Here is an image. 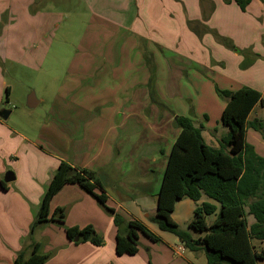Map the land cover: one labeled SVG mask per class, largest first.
Instances as JSON below:
<instances>
[{"label":"rangeland","instance_id":"obj_1","mask_svg":"<svg viewBox=\"0 0 264 264\" xmlns=\"http://www.w3.org/2000/svg\"><path fill=\"white\" fill-rule=\"evenodd\" d=\"M22 1L27 2L21 5L20 21L14 23L17 37L8 38L18 49L13 56L0 57L9 87V93L7 90L3 93V106L11 110L6 123L17 134L15 139L12 133L7 140L0 139V147L11 150L9 158L4 155V161L10 165L8 171L19 175L18 179L8 183L10 198L27 190L37 192L62 160L92 168L99 159H105L110 161L108 170L112 172L117 161L134 159L142 142L162 144L163 151L157 162L152 163L151 158L148 162L155 166L154 171L148 169L144 176L131 172L122 183L135 196L140 195L146 185L154 187V184L150 185L154 180L156 186V179L160 181L163 177L172 142L180 130L175 124V115L198 120L192 101L199 87L197 84L195 87L194 67H202L201 73L211 82L216 81L214 73L191 62L190 56H180L172 49H165V64H160L162 75L166 77L165 85L174 78L179 82L165 86L168 92L162 89L163 84L157 86V68L149 54L140 55L144 51L140 48L141 41L136 40L138 45L134 49V45L127 43L133 14L130 13L132 7L123 2L125 0L99 10L92 0ZM4 3L6 8L9 4L16 8L15 0ZM26 5H29L28 17L23 16ZM166 9L171 11V7L166 6ZM115 15L119 16L121 24L110 21ZM145 55L148 58L144 65L134 63L135 57ZM256 60L253 54L248 59L252 64ZM130 61L134 67H130ZM178 64L181 66L177 68ZM181 67H185V71ZM31 93L38 101L35 107L28 105ZM260 109L264 114V107ZM211 113L209 123L206 117L195 123L197 126L204 124L202 133L204 127L215 128L217 122L218 132L221 133L223 127L228 129L221 122L222 115L216 118L213 111ZM119 122H123L122 125ZM254 132L250 131L248 142L263 153L253 137ZM125 133L128 134L127 141H123ZM227 135L226 132L224 137ZM127 168L128 164H125L121 169ZM75 187L83 190L76 184ZM109 189L119 191L118 188ZM84 192L97 207L108 213L96 198ZM0 207V264L11 260V252L17 255L23 251L29 255L35 242H48V236L42 235L46 228L53 225L62 229L65 225L51 221L32 230L36 216L23 214L19 205L16 210L13 207L3 210L2 204ZM164 249L163 263L154 258V264H171L168 262L173 260V252L168 247ZM258 264H264V260H259Z\"/></svg>","mask_w":264,"mask_h":264},{"label":"crops","instance_id":"obj_2","mask_svg":"<svg viewBox=\"0 0 264 264\" xmlns=\"http://www.w3.org/2000/svg\"><path fill=\"white\" fill-rule=\"evenodd\" d=\"M5 1L0 0V57L1 55H7L8 58V56H13L15 49H18L8 38L13 37L14 39L17 37L15 34L18 32L14 29V23L20 21L21 5L27 1L15 0L16 8H13L11 4L6 8ZM92 1L96 5V9L99 10L103 6H110L123 0ZM123 2L132 7L130 13L133 14L131 26H128V28H131V32H129V36L126 38L130 39L127 40V43L134 45L132 48L134 49L138 45H136V40L139 39L141 41L140 48H144V51L140 55H144L145 52L149 54L151 62L157 68V86L159 83L163 84L161 86L162 89L168 92L165 86H169L170 83L179 82L178 79L174 78L171 82H168V85H165L166 77L162 75L160 67V64H165V49H172L174 53L180 56H190L191 62L194 61L196 64L210 69L214 73L216 81L211 82L205 78V74L201 73L202 67H194L195 78L197 79L195 87L196 84L199 87L194 94L193 100H190L195 105L193 109L196 114L195 117L198 119L196 121L202 122L200 119L206 117V121L209 123L212 115L211 111H213L216 118L222 115L228 99L218 95L216 91L217 87L235 91L243 86H249L260 91L264 98V0H252L245 11L235 1L227 2L226 0H125ZM166 6L171 7L170 12L166 9ZM28 7L29 5L26 7L25 14L23 15L25 17L29 16ZM6 10L8 13L5 12ZM118 15L110 17V21L120 23ZM5 22L6 25L3 26ZM193 24H195L194 28H192ZM132 35H136L137 37ZM224 39L230 40L238 49H251L253 53L259 55L257 60L248 66V68L243 69L240 66L244 61V57L237 50L229 48L224 43ZM147 58L146 55L145 57L137 56L133 60L136 61L134 62L135 64L142 63L144 65ZM131 62L129 64L130 67H134ZM179 66L181 65L178 64L177 68ZM164 69L165 67L163 71H165ZM181 69L185 71V67H181ZM179 84L177 89H179ZM7 87L8 84L4 79L3 67L0 63V110L4 108L3 93L7 90ZM262 107L264 106L260 104L256 105L248 121L264 119V114L260 109ZM119 123L122 125L123 122ZM217 126L218 122L215 128L210 127L208 129V127H204L203 131L204 139L214 148L220 147L219 140L226 135V132L228 133V129H225V127L221 130V133L218 132ZM251 130L255 131L253 137L259 142L263 153L258 152L256 147L253 146L257 153L264 156V141L258 138L259 135L257 133L261 136L262 134L254 128L248 127L246 137L250 135ZM15 131L6 123V120L0 117L1 140L3 137L6 140L10 138V133L13 134L15 139V135H17ZM117 135L120 136V133ZM262 138L264 139L263 136ZM127 140L128 134L125 133L123 141ZM160 145L162 144L139 143L138 153L135 158L131 159L132 161H128L127 159L123 162L117 161L114 164L112 172L108 170L110 161L105 159H99V163L92 168L86 165L78 166L71 162L70 164L95 171L108 197L107 205L121 213L127 220H139L159 236L161 241H152L140 233V244L142 246H140L138 253L135 255H118L116 253L117 227L114 224L113 216L97 207L95 202L83 190L80 191V189L75 187V184H68L52 199L51 212L57 207L66 209L65 226L84 227L91 224L94 226L96 233L105 242L101 246H96L89 241L75 244L74 241H71L67 237L65 227L61 229L60 227L56 228L51 225L42 232V235L48 236V242L37 241L41 245V252L52 253L51 257L44 264H154L152 262L154 258L163 263L161 257L165 247H168L173 252V260H170L168 263L207 264L206 254L203 250L199 252L190 251L180 242L176 235L161 230L157 224L150 220V216L154 215L157 210L158 195L163 177L160 178V181L156 179V186L154 180V182H150V185L154 184V187L150 188L149 185L143 187L144 190L137 196H135L134 192H130V188L122 183L131 172H135L138 176H144V172L148 169L154 171L155 166L149 165L148 162L150 158L152 163L157 162L159 153L163 151V147H160ZM152 149L154 150L152 151ZM4 155L9 158L11 150L6 151L4 147H0V189L3 190L0 194V204L3 205V210H9L12 207L16 210L19 205V209L23 214L32 215V218H34L55 170L50 172L46 177V182L42 184L40 189H37L38 194L35 190H27L21 192L16 198H10L9 184L4 181L10 165L4 161ZM125 164H128V168L122 170L121 168ZM18 177L19 175L15 174V179H18ZM1 181L6 183V189L2 187ZM106 184L109 185V188H118L119 191H109L110 189ZM97 192H100L99 188ZM63 196H65L64 199ZM203 202L219 205L205 194L202 195L199 201L185 198L176 203L172 217L181 227L188 228L190 220L194 217L195 209ZM8 212L11 213V211ZM214 218L215 215H212L208 218V221H212ZM247 219L250 224L255 221L251 215ZM1 229L4 230L5 227L2 226ZM252 242L256 251L260 252L264 250V240L253 239ZM17 251L18 247L15 253ZM10 257L11 260L6 264H13L16 254L11 252Z\"/></svg>","mask_w":264,"mask_h":264},{"label":"trees","instance_id":"obj_3","mask_svg":"<svg viewBox=\"0 0 264 264\" xmlns=\"http://www.w3.org/2000/svg\"><path fill=\"white\" fill-rule=\"evenodd\" d=\"M226 1H235L245 11L252 0ZM224 43L245 56L242 68L252 64L248 61L252 54L259 56L251 49H238L230 40L224 39ZM216 91L228 99L221 116L222 124L228 127V135L219 140L220 148H214L204 139L203 125L197 126L190 116L175 115V124L180 127V132L167 160L156 213L150 216V220L161 230L176 235L190 251L203 250L207 264H258L259 260H264V250L256 251L252 240H264V156L247 142L246 135L248 127H252L264 137V119L248 121L256 105L264 106V98L260 91L249 86L235 91L217 87ZM68 184L78 185L113 216L117 227L118 255L137 254L140 233L152 241H161L142 222L127 220L107 205L108 197L95 171L73 166L64 160L44 192L32 230L45 222L65 224V209L57 207L51 212V202ZM1 185L6 189L4 181ZM98 188L100 192H97ZM204 194L219 205L201 203L195 209L188 228L181 227L172 217L176 203L185 198L199 201ZM212 215L215 218L208 221ZM249 215L255 220L252 224L248 222ZM64 227L67 237L75 244L89 241L96 246L104 245V239L91 224ZM51 255L41 252V245L37 242L29 255L18 252L13 264H44Z\"/></svg>","mask_w":264,"mask_h":264},{"label":"water","instance_id":"obj_4","mask_svg":"<svg viewBox=\"0 0 264 264\" xmlns=\"http://www.w3.org/2000/svg\"><path fill=\"white\" fill-rule=\"evenodd\" d=\"M28 105H29V107H35L38 105V101H37L34 93H31V95L29 96ZM10 114H11L10 109L2 108L0 110V117L4 120H7L9 118ZM14 179H15V174L13 172L8 171L5 175L4 181L6 183H9V182L13 181ZM77 239L78 238H76V240Z\"/></svg>","mask_w":264,"mask_h":264}]
</instances>
